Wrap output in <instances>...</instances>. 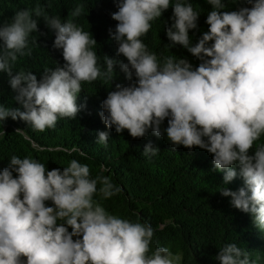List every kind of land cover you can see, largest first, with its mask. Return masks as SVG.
<instances>
[{
    "label": "clouds",
    "instance_id": "1",
    "mask_svg": "<svg viewBox=\"0 0 264 264\" xmlns=\"http://www.w3.org/2000/svg\"><path fill=\"white\" fill-rule=\"evenodd\" d=\"M207 3L212 6L206 21L210 28L193 46L189 30L197 28L200 14L191 3L120 0L112 14L118 22L113 39L119 45L117 55L128 63L104 56L103 70L93 50L96 40L71 18L84 13L83 4L66 22L45 15L39 5L17 11L10 24L0 27V72L8 74L25 111L0 104V122L11 117L35 131L55 128L58 118H75L80 111L82 82H112L117 65L132 81L134 70L136 81L117 85L103 101L100 115L108 129L127 130L133 138L149 130L157 137L166 132L174 146L204 149L213 155L214 171L225 173V184L236 178L233 165L238 163L246 189L223 187L220 192L231 197L234 208L253 214L264 231V143L257 144L264 136V0H248L252 6L237 11L224 10L222 0ZM170 6L173 22L165 28L169 45H181L198 58L195 69L175 56L163 57L161 64L142 42L151 22ZM33 16H43L55 31L54 47L63 50L66 61L63 67L46 69L39 81L32 72L12 71L18 55L31 54L25 49L29 35L38 31ZM166 119L168 127L162 131ZM108 140V132L98 133L97 143L106 146ZM159 151L149 143L143 154ZM97 192L110 199L119 189L108 177L93 178L89 166L77 160L63 171H49L35 159L13 155L10 166L0 171V264H180L181 257L167 247L150 250V224L110 214L94 200ZM49 200L54 207L46 206ZM216 259L220 264H250L249 253L235 243L221 247Z\"/></svg>",
    "mask_w": 264,
    "mask_h": 264
},
{
    "label": "trees",
    "instance_id": "2",
    "mask_svg": "<svg viewBox=\"0 0 264 264\" xmlns=\"http://www.w3.org/2000/svg\"><path fill=\"white\" fill-rule=\"evenodd\" d=\"M120 0H6L0 12V27L10 24L19 10L34 9L38 5L49 17H59L62 22L79 5H84V13L71 17L73 22L89 32L96 40L93 50L97 53L98 63L103 70V57L107 56L123 63L127 58L117 55L118 43L113 39L117 21L112 14L118 11ZM172 4L176 0H171ZM191 3L200 15L197 28L189 30L193 46L203 34L209 31L206 23L212 6L207 0H183ZM226 11H237L242 7H251L248 0H222ZM1 9V8H0ZM173 8L163 12L162 16L152 21L151 30L142 42L148 51L155 53L162 64L163 57L175 56L189 61L193 69L201 61L183 46H170L166 35V26L172 24ZM38 31L28 38L27 53L19 56L12 63L13 73L32 72L38 81L43 78L46 69L63 67L66 61L63 50L54 47L56 33L50 29L43 16L37 18ZM4 42L0 39V49ZM129 81L119 65L114 69L113 81L98 78L93 82H82V90L77 97L80 108L75 118H58L55 128L44 132L35 131L23 120L11 117L0 122V171L10 166V158L30 157L45 165L49 171L68 167L70 161L77 160L90 168L93 178L105 176L119 189L110 199H103L99 192L94 196L110 214L130 222L150 224L154 229L150 250L176 244L179 247L180 264H220L216 259L219 249L226 244L235 243L249 253L250 264H264V239L260 231L253 227L251 213H244L231 204V197L221 194L223 187L231 191L246 189L243 178L239 175V164L233 165L236 178L225 184L224 172L214 171L213 155L199 147L191 149L183 145L174 146L166 132L157 137L151 130L142 138H133L127 130L117 133L115 127L108 129L100 113L102 104L110 91L117 85L130 86L136 81ZM17 93L9 83L7 73L0 72V104L25 111L16 100ZM168 127L167 119L161 125L162 131ZM24 131L23 135L17 130ZM6 134H3V133ZM108 132L107 145L97 143L98 133ZM149 143L160 151L155 155H144ZM264 143V136L257 144ZM31 144L34 146L32 147ZM255 147V146H254ZM254 155V149L250 151ZM14 178L17 174L13 173ZM99 187V185H98ZM250 195V193H249ZM46 206L54 207L52 201ZM59 223V222H58ZM71 232V228H69ZM73 239H77L73 237ZM82 239V237H81ZM151 251L149 254H151ZM26 259V258H25Z\"/></svg>",
    "mask_w": 264,
    "mask_h": 264
},
{
    "label": "rangeland",
    "instance_id": "3",
    "mask_svg": "<svg viewBox=\"0 0 264 264\" xmlns=\"http://www.w3.org/2000/svg\"><path fill=\"white\" fill-rule=\"evenodd\" d=\"M6 3V0H0V12H1V15H3L4 13H3V10H2V6L4 5ZM1 137V136H0ZM31 146L33 147L34 145L33 144H31ZM254 216H253V214H252V216H251V222H252V225H253V227H255L256 229H258L261 233H260V235H261V239L263 240L264 239V231H261L258 227H257V225L255 224V222H254ZM164 247H167V248H169L171 251H172V253L174 254V255H179L180 257H181V255H180V250H179V247H178V245H176V244H167L166 246H164Z\"/></svg>",
    "mask_w": 264,
    "mask_h": 264
}]
</instances>
